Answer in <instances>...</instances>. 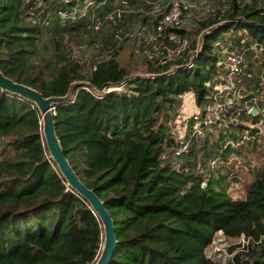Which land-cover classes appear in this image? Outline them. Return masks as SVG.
I'll use <instances>...</instances> for the list:
<instances>
[{
  "label": "trees",
  "instance_id": "obj_1",
  "mask_svg": "<svg viewBox=\"0 0 264 264\" xmlns=\"http://www.w3.org/2000/svg\"><path fill=\"white\" fill-rule=\"evenodd\" d=\"M126 1L136 0H92L81 14L85 0H0V70L45 96L69 91L54 108L55 131L73 169L113 218L117 242L108 264H217L206 248L218 231L246 240L226 264H264V163L245 195L233 198L214 170L206 176L192 170L190 160L177 166L170 160L180 143L176 117L190 96L197 105L208 102L222 50L244 49L242 66L246 55L264 53V0H229L195 30L167 28L152 40L162 47L174 35L176 52L162 62L148 58L144 71L122 64L113 33L99 31L107 22L119 26L123 18L109 14ZM74 34L86 43L103 34L106 55L89 64L74 58ZM227 37L234 45L220 47ZM248 64L244 91L264 94V66L252 74ZM257 103L255 114L244 107L231 112L257 120L264 98ZM229 123L257 133L256 127ZM223 132L214 139L219 149L228 142ZM261 135L246 144L257 149ZM233 150L228 143L214 156ZM66 182L46 149L36 104L0 89V264L95 262L104 236L100 218Z\"/></svg>",
  "mask_w": 264,
  "mask_h": 264
},
{
  "label": "rangeland",
  "instance_id": "obj_2",
  "mask_svg": "<svg viewBox=\"0 0 264 264\" xmlns=\"http://www.w3.org/2000/svg\"><path fill=\"white\" fill-rule=\"evenodd\" d=\"M239 1L244 2L247 0ZM169 2L170 0H136L133 2V4L122 7L124 11L122 12L123 14L121 18L124 19L125 15H130V17H128L129 20H123L120 22L118 27H115L112 22H107L106 24L102 25V28H100L99 31L104 32L106 35L113 33L112 35L115 36L113 45L115 44L118 46L117 54L122 64L127 65L132 70L144 71L149 64V61L147 60L148 58L152 60L153 57L157 56L159 62H162L163 58H170V56L176 52L175 47L177 46V41H172L173 38H171L172 36L174 37V35L169 34V42L165 41V44H162V47L159 43V40H152L150 37V34L154 31L155 17L158 16L161 11H164L167 8ZM185 3L186 6L183 9L182 21L178 24V27L180 26L188 30H195L203 20L216 15L215 13L217 9H221V12H223L222 9H226L228 7L229 0H185ZM142 16H145L146 20L141 24ZM151 30L152 32L149 33ZM114 33L117 35H114ZM83 36L79 34H74L71 36L72 39L69 41V46L71 49V54L74 56V58L81 61H86L89 64L93 61V59H98L106 55L107 52L100 49L101 36L103 37V34L95 35L96 39L90 43L83 42ZM117 37L119 38V41L116 42ZM175 39H178V37ZM229 39L230 38L227 37L223 42H221L220 47L223 48L226 43H229L228 47L234 45V42H229ZM236 50L237 48L233 49V51ZM256 54V56H251V58L246 55L244 66H242L245 71H241L237 80L235 81L234 89L230 92V96L226 99L227 108L225 109V120L227 122L237 121L238 123L247 125L245 121H241L238 116L231 112L232 109L234 107L241 109V107L250 105L252 101L255 103L253 106H257V99L262 97L264 98V94L260 92H254L253 90L244 91L246 87H243L244 74L248 72L249 67L247 62L252 61V74L255 72L260 74L259 70L261 71L264 66V53L260 52V49H258ZM224 55L225 54L221 53L220 58H222ZM222 74L223 71L220 70L216 76L220 78ZM248 94H253L254 97L251 98L247 96ZM204 103L205 102H203L201 105H197L193 96L188 97L184 101L182 106L183 111L182 113H179L181 115H178L176 117L177 120L175 121L176 123L174 126V131H176V137L179 134V131L181 133L183 128L188 125L189 119L192 117L193 113L199 112L203 108ZM259 107L260 111H262L264 114V103ZM233 128L234 126L229 123L227 127L219 129V131H223L224 129V132L221 134L222 140L223 138L227 140H231L232 138L233 140H237L239 135L245 129V127L234 128V137L231 135L230 138L229 132H231ZM208 133L211 134L206 136V139L194 138L192 144L190 142V147L188 146L187 148L188 151L186 150V152H183L181 156L170 153V160L175 166L179 165V163H186V161L190 160L194 166L192 170L201 172L206 176L209 174V172H211L210 170H214L215 173L219 174L224 179L226 183L225 189L230 196L236 198L243 197L245 195L246 185L249 181H251L253 175L256 173V167L264 163V134L256 139L258 143L257 149H251L248 144H245V146L241 144L237 147V151H232L241 157H245L247 161H245V165L240 167V171L236 176L229 178L228 174L231 171L232 164L215 165L213 166L214 168L210 167L209 160L213 158L214 154L219 152L221 149L218 148V143L216 144L214 141V137L216 135L215 131L210 130ZM217 140L221 142V138L219 136L217 137ZM214 144L216 145L213 149L217 151L214 152L213 155H209L210 157H205V151L209 149V146L212 147ZM212 178L215 177L213 176ZM233 183H236L237 187H234ZM231 184H233V186ZM239 243L240 245H238ZM245 243L246 240H244L242 237L230 238L223 235L221 231H218L215 234L213 241L206 248V252L217 262V264H226V262L232 257V254H234L240 248H243L242 246L245 248Z\"/></svg>",
  "mask_w": 264,
  "mask_h": 264
},
{
  "label": "built area",
  "instance_id": "obj_3",
  "mask_svg": "<svg viewBox=\"0 0 264 264\" xmlns=\"http://www.w3.org/2000/svg\"><path fill=\"white\" fill-rule=\"evenodd\" d=\"M91 3L92 0H85V3L79 9L80 13L83 14L86 10L87 5ZM126 5H128L127 1L124 3V6ZM185 6V0H170L167 8L159 13L158 19L154 24V31L150 35V37L152 39H158L164 36L165 30L167 28L178 27V24L182 21L183 9ZM123 11L124 9L122 8V6L116 7L111 11L109 17L111 19L115 17H121ZM256 46V42L251 44V48H256ZM244 52V49L229 51L226 47L222 50V53L225 55L220 59L219 63L221 65V71H223V74L220 78H218L219 80H217L212 85L211 91L208 95V102L204 104L203 108L199 112L193 113L191 117V124H188L186 127H184L181 134H179L180 143L175 148L174 152L176 155L186 151L188 146H190V142L192 143L194 138L202 139L206 135H210L211 133H208L210 130L215 131V139L219 133V129L227 127V125L229 124L230 121L227 122L225 120V109L227 108L226 99L230 96V92L234 89L237 75L242 70ZM116 88H119V86H117ZM252 107L256 106L247 105L244 107V109L247 112H250V109ZM239 109L240 108L238 107L236 108L238 112L240 111ZM260 112L262 113V111ZM263 121L264 115L257 120H248L245 121V123L249 127H256L257 133L261 135L264 134ZM235 123H237V121H235ZM248 133L249 131L245 129L242 132L243 135H240L241 137H239L237 140H228V142L223 145L221 150H223L228 143L235 147H238L241 144L245 145L248 138L254 139L257 134L255 133L249 135ZM185 136H187V138H184ZM246 160L247 159H245V157H241L238 154L232 152L227 156H224L223 154H217L209 160V163L211 167L221 164H232L231 171L228 174V177L231 178L238 174V172L240 171V167L242 165H245ZM233 184L231 185L233 186ZM234 187H237L236 183L234 184Z\"/></svg>",
  "mask_w": 264,
  "mask_h": 264
},
{
  "label": "water",
  "instance_id": "obj_4",
  "mask_svg": "<svg viewBox=\"0 0 264 264\" xmlns=\"http://www.w3.org/2000/svg\"><path fill=\"white\" fill-rule=\"evenodd\" d=\"M0 89L17 93L18 95L27 98L36 104L40 112L42 134L45 139V145L47 151L49 152V156L66 179L67 185L78 192L96 211L100 218L104 236L100 252L93 264H108L117 242L113 218L110 211L105 206L104 201L92 188L88 187L75 172L63 152L61 143L55 131L54 108L58 102L64 101L69 97V91L65 95L45 96L38 89L14 80L13 78L5 75L1 70ZM250 112L255 114L257 112V108L252 107Z\"/></svg>",
  "mask_w": 264,
  "mask_h": 264
},
{
  "label": "crops",
  "instance_id": "obj_5",
  "mask_svg": "<svg viewBox=\"0 0 264 264\" xmlns=\"http://www.w3.org/2000/svg\"><path fill=\"white\" fill-rule=\"evenodd\" d=\"M128 17H130V15H125V17H124V19H122V21L124 20V21H127V20H129V18ZM145 20H146V18H145V16H142V18H141V24L142 23H144L145 22ZM121 21V22H122ZM152 32V30L151 31H149V33H151Z\"/></svg>",
  "mask_w": 264,
  "mask_h": 264
}]
</instances>
